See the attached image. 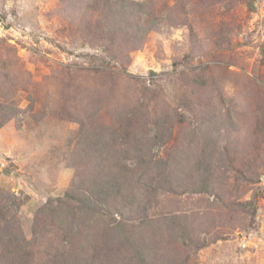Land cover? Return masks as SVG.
I'll list each match as a JSON object with an SVG mask.
<instances>
[{
    "label": "rangeland",
    "instance_id": "1",
    "mask_svg": "<svg viewBox=\"0 0 264 264\" xmlns=\"http://www.w3.org/2000/svg\"><path fill=\"white\" fill-rule=\"evenodd\" d=\"M131 1L145 5L154 24L131 21L122 9L118 21H104L113 0H0L8 32L0 38V102L13 101L26 117L0 127L2 201H16L29 241L36 209L71 184L81 122L95 127L98 107L103 124L124 112L146 115L154 147L138 186L145 218L190 210L183 219L194 238H163L151 259L264 264V0ZM108 31L130 37L127 58L109 67L99 48ZM212 150L218 168L202 196L192 182ZM173 170L180 182L162 188ZM66 234L35 241V264Z\"/></svg>",
    "mask_w": 264,
    "mask_h": 264
},
{
    "label": "trees",
    "instance_id": "2",
    "mask_svg": "<svg viewBox=\"0 0 264 264\" xmlns=\"http://www.w3.org/2000/svg\"><path fill=\"white\" fill-rule=\"evenodd\" d=\"M113 1L116 6L108 10L109 16H103L104 21L109 18L113 22L118 21L114 17H118L122 9L131 21L138 19L154 24V16L146 12L145 5L131 0ZM103 23V27H107ZM99 30L105 32L101 27ZM120 35L108 31L100 40L104 66L122 63L127 58L123 49L129 50L130 37ZM98 113L99 107L92 113L95 127H90V119L81 122L82 132L72 156L76 167L71 184L62 197L49 198L36 209L29 241L21 232L18 204L14 199L3 202V192L0 191V264H35V258H40V255L36 253L34 242L59 229L67 233L62 240L56 237L62 247L53 252L46 247L39 264H162L156 258L151 259L154 256L150 248L162 244L163 238L173 239L182 245L193 244V232L189 225L186 228L187 220L183 219L192 211L162 215L157 223L145 218L146 207L141 205L138 186L151 162L148 158L154 147L153 138L146 137L149 118L146 115L137 118L124 112L123 116H113L114 124H103L97 120ZM22 114L23 111L13 101L7 105L0 102V127L13 119L24 122L26 117L22 120ZM123 146L124 150H121ZM213 152L210 151L205 158V172L198 174L200 181L192 182L193 189L202 196L213 189L205 178L218 168L219 160L212 158ZM127 161L132 162L133 167ZM162 170L165 171L163 167ZM180 180L174 170L168 171L161 187L169 189ZM202 186L203 190H199ZM160 225L166 233L162 232ZM90 237H94L96 243L87 242Z\"/></svg>",
    "mask_w": 264,
    "mask_h": 264
},
{
    "label": "built area",
    "instance_id": "3",
    "mask_svg": "<svg viewBox=\"0 0 264 264\" xmlns=\"http://www.w3.org/2000/svg\"><path fill=\"white\" fill-rule=\"evenodd\" d=\"M8 32L6 31L3 22L0 21V38H6Z\"/></svg>",
    "mask_w": 264,
    "mask_h": 264
}]
</instances>
